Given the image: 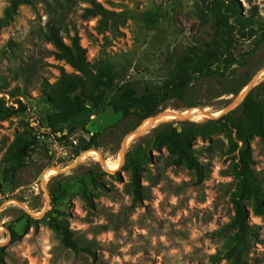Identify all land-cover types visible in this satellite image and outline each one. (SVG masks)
Wrapping results in <instances>:
<instances>
[{
  "label": "rangeland",
  "instance_id": "obj_1",
  "mask_svg": "<svg viewBox=\"0 0 264 264\" xmlns=\"http://www.w3.org/2000/svg\"><path fill=\"white\" fill-rule=\"evenodd\" d=\"M97 1L108 10L104 16L86 13L93 0H27L10 15L6 12L12 0H0V18H7L0 27L1 264H235L227 253L237 247L248 264H264V218L252 200H242L248 223L242 239L234 223L241 156L229 133L195 140L201 170L165 145L150 148L141 158L139 185L127 152L143 135L135 133L127 142L134 130L131 119L124 120L109 105L110 92L85 129L68 139L67 126L56 135H43L45 127L35 120L53 111L47 92L57 87L63 69L74 71L55 56L51 27L68 43L77 35L93 67L114 64L140 93L150 81L163 82L190 46L214 37V21L207 16L210 0ZM236 2L243 16L258 22L251 39L238 32L235 38L238 72L252 79L238 95L193 107L204 114L221 113L232 100L244 99L254 79V86L264 88V0ZM15 97L21 99L16 100L17 112L9 109ZM189 110L172 99L136 128L153 129L151 119L158 115L161 125ZM26 122L41 132L39 145L13 185L3 180V158ZM97 133L99 147L81 151V138ZM249 144L254 183L264 201V132L254 134ZM50 167L60 169L44 176ZM51 188L59 198L56 208Z\"/></svg>",
  "mask_w": 264,
  "mask_h": 264
},
{
  "label": "trees",
  "instance_id": "obj_2",
  "mask_svg": "<svg viewBox=\"0 0 264 264\" xmlns=\"http://www.w3.org/2000/svg\"><path fill=\"white\" fill-rule=\"evenodd\" d=\"M27 0H12L7 8L14 11L18 4ZM210 21H214V37L206 44L190 46L176 61V67L161 83L148 82L145 90L140 93L137 86L126 74H120L116 66L106 63L97 68L88 60L87 50L78 36L71 37V43L66 42L59 31L51 27L49 39L56 48L55 56L65 61L74 71L65 69L56 88L47 92L48 101L53 105V111L39 119L41 127L48 130L43 135H56L69 127L64 135L68 139L79 129H85L90 121L93 111L101 108L111 93L109 105L123 114L124 120H130V129H135L144 121L157 116L165 104L172 100H181L186 107L205 108L216 99H224L229 95H238L251 81V77L238 72L236 65L241 60L235 55V38L239 33L247 39L255 36L258 22L252 16H243L240 13L236 0H210ZM107 8L97 0L86 8V13L93 16H104ZM7 18H0V27L6 24ZM249 29L248 31H246ZM238 32V33H236ZM253 86L244 101L230 113L219 119L206 118L204 120L172 119L161 124L151 135L145 134L140 138L142 142L134 145L127 152L129 163L136 185L140 183L141 158L150 148H161L165 145L172 154L178 156L189 166L201 170L200 161L194 153V143L197 138H207L219 131L229 133L231 142L240 154V163H237V178L241 186L239 195L235 199L237 214L235 225L242 234L248 230L247 209L242 200H252L253 208L258 215L264 218L263 191L254 183L251 168L252 155L250 152V138L264 132V88ZM0 99V106H2ZM17 112L14 106L9 107ZM50 130V132H48ZM94 134L89 140L81 138V151L99 147L98 136ZM39 145V134L36 127L26 122L24 129L19 132L8 147L3 158V180H15L32 153ZM138 187V186H137ZM137 187L135 188L138 192ZM3 189L0 183V192ZM53 206L56 208L58 196L51 188ZM33 211L36 210L31 206ZM13 235L16 233L11 229ZM66 235V233H65ZM67 239V238H66ZM2 248L0 247V259ZM227 257H232L235 264H248L245 262L240 248H232ZM1 264V262H0Z\"/></svg>",
  "mask_w": 264,
  "mask_h": 264
},
{
  "label": "water",
  "instance_id": "obj_3",
  "mask_svg": "<svg viewBox=\"0 0 264 264\" xmlns=\"http://www.w3.org/2000/svg\"><path fill=\"white\" fill-rule=\"evenodd\" d=\"M255 82H256V80L254 79L252 81V83L250 84V86H249V88L247 90L248 91V94L250 93L251 89L253 88ZM248 94H247V96H248ZM244 99H234V100L231 101V103L227 107H225V109L221 113L205 112V114H204L203 117L210 118V119H219L223 115L228 114L232 110L236 109L244 101ZM161 119H162V116L161 115H158V117H157V123L155 124V127L153 129L136 128L131 133H136L137 135H145L147 133H150L151 131H153L154 129H156L160 125ZM181 119H193V118L190 117V116H188V115L183 114ZM124 153H126V147H124Z\"/></svg>",
  "mask_w": 264,
  "mask_h": 264
},
{
  "label": "bare ground",
  "instance_id": "obj_4",
  "mask_svg": "<svg viewBox=\"0 0 264 264\" xmlns=\"http://www.w3.org/2000/svg\"><path fill=\"white\" fill-rule=\"evenodd\" d=\"M188 116L190 117H196V118H201L204 116V112L203 110H201L200 108H192L190 109L189 111H187L186 113ZM157 122V119L156 117L151 119V124H150V127L154 126V124H156ZM135 136V133H130L127 137V142H129L133 137ZM90 152H93L94 154H97V157L98 159H102L103 160V156L95 151V150H91ZM60 168L56 169L55 167H50L49 169H47L45 172H44V176H47L49 174H53L55 173L57 170H59ZM0 222H1V218H0Z\"/></svg>",
  "mask_w": 264,
  "mask_h": 264
},
{
  "label": "built area",
  "instance_id": "obj_5",
  "mask_svg": "<svg viewBox=\"0 0 264 264\" xmlns=\"http://www.w3.org/2000/svg\"><path fill=\"white\" fill-rule=\"evenodd\" d=\"M23 99V98H22ZM21 101V99L20 98H17V97H15V98H13V99H11L10 100V103L12 104V106H14L15 108H19V105H18V102L17 101ZM35 121H39V119H36ZM32 125H33V122H32ZM45 130H48L47 128H45ZM45 132V131H44ZM44 132H43V134H44ZM40 134H41V132L39 133V137H40Z\"/></svg>",
  "mask_w": 264,
  "mask_h": 264
}]
</instances>
